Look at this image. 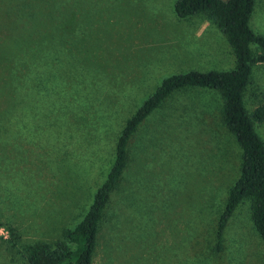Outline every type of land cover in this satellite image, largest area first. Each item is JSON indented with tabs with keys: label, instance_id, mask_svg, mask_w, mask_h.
Here are the masks:
<instances>
[{
	"label": "rangeland",
	"instance_id": "obj_1",
	"mask_svg": "<svg viewBox=\"0 0 264 264\" xmlns=\"http://www.w3.org/2000/svg\"><path fill=\"white\" fill-rule=\"evenodd\" d=\"M175 1L73 0V34H60L64 50L42 79L28 71L27 96L10 101V130L0 134V264H27L20 245L54 242L82 219L125 121L162 79L234 66L223 33L203 15L178 17ZM250 23L264 34V0ZM244 100L249 112L264 102V62ZM221 104L213 89L179 90L142 121L92 264H264L248 200L229 218L223 249H210L241 159ZM255 125L264 140V122Z\"/></svg>",
	"mask_w": 264,
	"mask_h": 264
},
{
	"label": "trees",
	"instance_id": "obj_2",
	"mask_svg": "<svg viewBox=\"0 0 264 264\" xmlns=\"http://www.w3.org/2000/svg\"><path fill=\"white\" fill-rule=\"evenodd\" d=\"M254 6L255 0L175 1L174 11L178 17L203 15L223 33L234 55V66L227 70H190L162 79L125 121L115 142L111 167L96 188L82 219L72 228L65 227L54 242L35 240L20 245L27 264L93 263L99 224L110 194L127 165L131 136L169 96L190 88L213 89L219 93L221 122L241 150L239 175L228 190L210 249L214 253L223 249L224 229L243 200L249 201L254 228L264 240V140L255 125L264 122V102L249 112L244 100L254 66L264 62V34L257 33L250 23ZM59 13H63L62 16L58 17ZM76 13L73 0H0V62L4 65L0 67V127L4 128L1 135L10 130L15 109L9 105L10 101L16 96L21 99L27 96L28 71L32 72L34 80H39L47 65L54 66L49 61L58 60L60 50H64L60 34H73ZM47 52H51L50 59ZM4 103L8 105L5 107ZM9 233L11 237L16 236L12 228ZM11 241L16 240L12 237Z\"/></svg>",
	"mask_w": 264,
	"mask_h": 264
}]
</instances>
